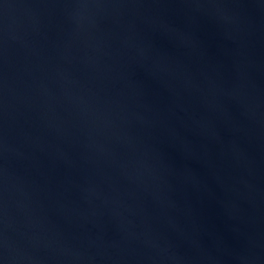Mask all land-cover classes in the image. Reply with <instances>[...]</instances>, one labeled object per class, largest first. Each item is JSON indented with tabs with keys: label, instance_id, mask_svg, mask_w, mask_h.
Instances as JSON below:
<instances>
[{
	"label": "water",
	"instance_id": "water-1",
	"mask_svg": "<svg viewBox=\"0 0 264 264\" xmlns=\"http://www.w3.org/2000/svg\"><path fill=\"white\" fill-rule=\"evenodd\" d=\"M0 264H264V0H0Z\"/></svg>",
	"mask_w": 264,
	"mask_h": 264
}]
</instances>
